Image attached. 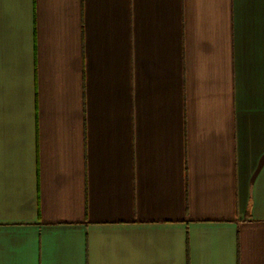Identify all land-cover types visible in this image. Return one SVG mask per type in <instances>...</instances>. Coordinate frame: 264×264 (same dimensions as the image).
<instances>
[{
	"label": "crops",
	"instance_id": "obj_1",
	"mask_svg": "<svg viewBox=\"0 0 264 264\" xmlns=\"http://www.w3.org/2000/svg\"><path fill=\"white\" fill-rule=\"evenodd\" d=\"M0 264H264V0H0Z\"/></svg>",
	"mask_w": 264,
	"mask_h": 264
}]
</instances>
